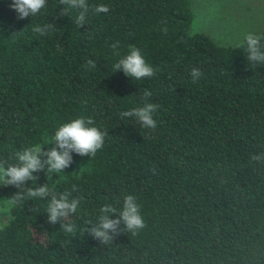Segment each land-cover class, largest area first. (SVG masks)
<instances>
[{"label": "trees", "instance_id": "16d2710c", "mask_svg": "<svg viewBox=\"0 0 264 264\" xmlns=\"http://www.w3.org/2000/svg\"><path fill=\"white\" fill-rule=\"evenodd\" d=\"M11 2L0 0V161L7 167L34 144L50 150L59 126L79 117L108 136L94 157L72 153L62 173L37 172L26 185L56 194L75 185L71 196L83 199L62 224L74 223L76 235L47 222L51 196L26 199L0 223V264H264V163L250 159L264 153V65L246 59L245 37L223 45L193 30L191 0H87L81 27L76 9L57 18L59 0L22 20ZM98 5L109 12L94 13ZM45 23L54 31H32ZM130 46L157 69L152 78L113 72ZM89 59L96 68L85 71ZM146 102L159 105L154 131L119 116ZM16 191L0 186V198ZM126 195L146 228L108 245L80 231L105 204L122 210Z\"/></svg>", "mask_w": 264, "mask_h": 264}, {"label": "clouds", "instance_id": "9594fccd", "mask_svg": "<svg viewBox=\"0 0 264 264\" xmlns=\"http://www.w3.org/2000/svg\"><path fill=\"white\" fill-rule=\"evenodd\" d=\"M59 3L66 7L61 9L57 18L66 16L69 9H76L78 10V15L74 21L76 26L81 27L86 24V16L89 12L87 0H59ZM47 5L48 0H12L9 7L17 13L16 19L22 20L37 16ZM109 10L106 5H98L92 9L96 14L108 13ZM54 29L55 25L53 23L37 24L32 27V31L41 36L47 35ZM162 31L167 33L168 29L165 27L162 28ZM244 39L247 52L246 59L253 66L264 65V43L261 42L264 37L249 33ZM110 47L113 50H118L119 42H114ZM114 55L119 56V52L114 51ZM82 68L85 71L95 69L96 62L89 59L86 64L82 65ZM117 70H121L125 76L135 81L152 78L157 71L145 61L140 49L135 46H130L129 53L113 65V72ZM202 75L199 68L194 67L190 70L193 83H196ZM151 95L152 93L149 90L143 92L145 99L151 97ZM158 108L159 105L146 102L142 107L120 112L119 116L122 119H131L141 128L154 131L157 128V121L153 118V114L157 112ZM93 124L94 121L91 118H75L62 124L55 131L54 136L51 138L53 147L50 150L45 151L40 144H34L15 153L14 159L16 162L8 164L7 167L5 166L6 161H0V186L7 187L10 185L17 189L16 193L8 199L7 207L0 208V212H10L13 207L21 204L26 199H46L51 196L46 208L47 222L53 225L61 222L63 231L75 236L77 226L71 221L63 224L62 221H67L72 214L77 213L83 198L72 197L71 192H77L79 189L73 185L71 192L65 191L56 194L50 191L48 184L36 187L26 185L29 182H32L33 185L36 184L39 177L34 173L44 172L49 179L53 174L62 173L64 169L72 164V153L81 157H94L103 148L108 132L92 126ZM250 159L264 163V153L253 154ZM99 211L101 215L98 221L96 223L87 221V227L80 229V231L87 232L100 244H112L114 238L122 231L135 236L140 230L146 228L145 220L140 214V205L134 195L124 197L122 210H118L110 204H105ZM112 213H117V218L110 219L109 214ZM121 225H123V228Z\"/></svg>", "mask_w": 264, "mask_h": 264}, {"label": "rangeland", "instance_id": "374dc122", "mask_svg": "<svg viewBox=\"0 0 264 264\" xmlns=\"http://www.w3.org/2000/svg\"><path fill=\"white\" fill-rule=\"evenodd\" d=\"M190 9L191 28L203 30L219 44L233 45L264 29V0H191ZM4 207L7 202L0 198V208ZM6 217L0 212V223Z\"/></svg>", "mask_w": 264, "mask_h": 264}]
</instances>
